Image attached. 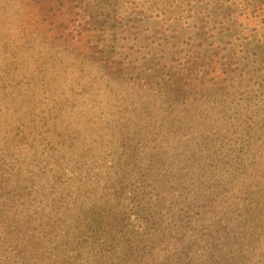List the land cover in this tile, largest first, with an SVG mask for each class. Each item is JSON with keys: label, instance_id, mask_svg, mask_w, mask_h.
<instances>
[{"label": "trees", "instance_id": "obj_1", "mask_svg": "<svg viewBox=\"0 0 264 264\" xmlns=\"http://www.w3.org/2000/svg\"><path fill=\"white\" fill-rule=\"evenodd\" d=\"M180 1L0 0L15 91L41 87L16 72L52 49L103 94L155 98L145 127L133 101L112 131L100 108L74 133L58 117L0 127V264H264V0Z\"/></svg>", "mask_w": 264, "mask_h": 264}, {"label": "rangeland", "instance_id": "obj_2", "mask_svg": "<svg viewBox=\"0 0 264 264\" xmlns=\"http://www.w3.org/2000/svg\"><path fill=\"white\" fill-rule=\"evenodd\" d=\"M159 1L160 0H151V3L156 5ZM169 1L172 5L181 4L180 0ZM213 1L215 0L207 2L211 3ZM140 3H143V1ZM172 11L174 10L169 7L165 15L174 20V18H178V15L176 12L171 14ZM186 25L187 27L193 28L189 23ZM144 39H146V37H144ZM138 48L139 46H136L134 50ZM55 53L56 52L51 49V65L44 69L34 66L33 63L28 61L32 68L29 69L27 64L24 63L21 65L19 71L16 72V77L24 81H28V79L36 76L40 72V75L45 79L39 83V86H41L40 88L36 86H26L25 91L23 86L20 85L17 91H15L9 77L0 78V87H9V89L4 91V97L0 94V127H4L9 123H13V126L19 123L17 126L20 127L22 124L26 125L30 122L58 117L65 119L67 121L66 124H69V128H73L71 132L74 133V127L79 126L81 122L85 120L88 110H90V115L99 117L100 114L98 110L100 108V112H105V116L103 117V115H101L100 117H103L101 119V126L108 131H112V127L114 128L116 126L115 120L128 116L127 113H124L119 108V106L124 105L125 101H133L135 105L138 106L137 111H135L132 116H135L137 119H142L144 123L138 122L145 127L149 121L145 117L146 110H149L147 102L151 98L155 99L154 97L139 98L138 100L141 102L140 103L136 99L134 92H131V95L124 93L120 94L119 92L117 94H103L108 83L94 79L93 76L96 70L86 66L83 60L75 58L72 54L65 55L66 52H61L57 53L58 56H55ZM92 78L94 84L92 87H87L84 90V83L88 84ZM17 81L19 82V80ZM69 88H74L73 92L70 91ZM76 96L79 98H76ZM92 99L96 104H92ZM158 101L160 102V99ZM73 109L76 110L71 112ZM64 128L65 131L68 130L66 125ZM88 141L90 140L84 143ZM153 146L154 147L151 149L156 151L157 148L154 143ZM96 148L93 154L103 149L98 148V146H96ZM109 153L110 155L107 160L111 164L115 161L116 154L111 151H109ZM134 165L135 162L131 164V167ZM75 202L79 204L77 200ZM137 223L140 222L136 221V224Z\"/></svg>", "mask_w": 264, "mask_h": 264}]
</instances>
